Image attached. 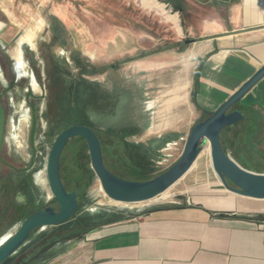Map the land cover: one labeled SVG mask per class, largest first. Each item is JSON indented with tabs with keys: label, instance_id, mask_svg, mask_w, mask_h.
I'll return each mask as SVG.
<instances>
[{
	"label": "rangeland",
	"instance_id": "374dc122",
	"mask_svg": "<svg viewBox=\"0 0 264 264\" xmlns=\"http://www.w3.org/2000/svg\"><path fill=\"white\" fill-rule=\"evenodd\" d=\"M158 1L171 13L176 12L169 3ZM54 19L62 26V32L52 41ZM180 27L178 30L171 21L165 20L157 9L143 7L139 0H0V41L8 42L10 54L16 43L18 47L21 44L25 51V69H36L46 75L43 84L46 89L50 88L49 103L47 99L37 100L40 124L34 141L42 204L58 207L48 186L45 166L53 139L70 123V114L65 110L71 104L65 90L70 87V76L80 77L76 59L88 70L87 79L100 81L110 91L113 88L125 91L124 121L140 128L135 135L121 138L117 132L107 130L116 127L113 123H94L105 164L112 172L125 178L143 179L137 173L140 169L137 162L131 157L132 143L150 147L154 140L162 139L152 148V176L178 158L191 127L206 115L194 106L193 64L189 51H181L186 33L181 23ZM29 31L33 33V47L15 39L17 34L21 36ZM28 58H33V63ZM65 72L70 74L68 78L61 76ZM244 115L243 120L223 131L222 140L238 164L264 172V112L249 108ZM28 133L27 114L15 123L9 122V141L16 144H9V151L11 147L18 150L25 161L31 154ZM87 154L84 139L71 138L62 151L60 174L66 189L76 190L81 207L87 205L89 211L110 209L117 211L118 216L130 217L155 206L187 204L226 191L213 169L207 142L203 143L191 168L164 192L167 197L133 204L108 198L93 170L91 175ZM28 191L25 186L24 199L29 198ZM34 208V204L25 203L23 217ZM68 224L45 228L51 233L43 245L52 241L60 246L63 241L72 240L71 251L80 255L86 250V244L80 229ZM40 230H34L33 234Z\"/></svg>",
	"mask_w": 264,
	"mask_h": 264
},
{
	"label": "crops",
	"instance_id": "0c3cea01",
	"mask_svg": "<svg viewBox=\"0 0 264 264\" xmlns=\"http://www.w3.org/2000/svg\"><path fill=\"white\" fill-rule=\"evenodd\" d=\"M164 1L193 39L186 51L194 106L212 111L264 63V0ZM236 107L264 112V75ZM225 190L104 221L82 236L80 255L72 240L47 241L53 250L45 264H264V198Z\"/></svg>",
	"mask_w": 264,
	"mask_h": 264
},
{
	"label": "flooded vegetation",
	"instance_id": "af4514ba",
	"mask_svg": "<svg viewBox=\"0 0 264 264\" xmlns=\"http://www.w3.org/2000/svg\"><path fill=\"white\" fill-rule=\"evenodd\" d=\"M51 39L54 41L53 32ZM192 41L193 39L186 35L184 39L185 45L181 51H184ZM179 43L180 40L177 41L176 44ZM7 46V41H0V119L2 118L0 142V239L5 235H7L5 238L9 237L20 224L18 223L19 220L25 218L23 217L25 203L35 205V208L30 213L40 207L46 206V204L41 203L43 198H41V192L38 187L39 183L34 177L36 173H38L36 170L37 148L34 141L40 124L38 117L40 107L37 100L42 99L44 101L47 99L49 103L50 99V88L48 87V89H46L43 84L46 75L39 73L36 69H25V51L21 44H19V50L22 60L24 61V66L21 68H17L16 60L12 54L8 52ZM28 59L33 63V58ZM78 61L79 60L76 59L75 64L79 65L81 69L79 78L76 76L69 77L68 75L70 74L66 72L61 75L65 78L69 77L70 81V87L65 90V94L70 98L69 102L71 104V106H68L67 110H65L66 114H70V123L67 126L74 122L88 125L96 131L94 126L95 122L108 121L116 125V127H108L107 130L117 132L118 135L131 136L138 133L140 128L137 124L124 121L126 115L125 110L127 108L125 91L119 88H113V90L110 91L105 89L100 81L87 79L85 72L88 70ZM34 84L38 87L37 90L34 89ZM77 113H79V119L76 118ZM26 114L29 118L28 145L31 149V154L29 159L25 161L18 150H14V148L11 147L9 151L8 145L16 146V144L13 142L10 143L11 141H9L8 124L10 121L15 123L18 121L19 117H23V115ZM34 119L35 130L32 137ZM161 140L162 139H157L153 141L154 143H151L149 147L150 153L153 152L152 148L159 144ZM25 186L29 189V198L27 199L23 198ZM77 198L79 203L78 210L77 213L72 216V218L74 217V221H71L72 218L68 221V226H77V229H80L79 232L81 236L89 229L118 216L117 211L110 209L89 211L91 209L88 208L87 205L81 207L78 192ZM55 209H57V207H55ZM36 229L38 228L34 230ZM33 231L26 244L14 255L6 258L1 264H45L49 260L52 255L51 251L53 250V245H43V241L48 236L49 232L43 229L37 234H33ZM5 238H3L2 241H4ZM2 241H0V243ZM37 247L40 249L37 250Z\"/></svg>",
	"mask_w": 264,
	"mask_h": 264
},
{
	"label": "water",
	"instance_id": "95a60500",
	"mask_svg": "<svg viewBox=\"0 0 264 264\" xmlns=\"http://www.w3.org/2000/svg\"><path fill=\"white\" fill-rule=\"evenodd\" d=\"M17 34L15 39H18ZM264 75V63L214 110H204L206 116L193 124L178 158L166 169L146 179H130L112 172L105 164L101 139L96 131L85 124L72 123L53 139L46 160V177L51 194L58 203L40 207L26 216L4 241L0 243V264L24 246L35 228L41 230L68 222L78 210L76 190H67L61 174L60 161L67 142L82 137L87 145L90 165L101 186L113 201L128 204L147 202L160 196L193 165L203 143L210 147L211 162L221 184L239 195L264 198V172L244 168L224 149L221 131L244 119L245 115L236 103ZM32 137L35 130L33 121ZM2 118L0 119V142ZM140 213H134L138 216ZM84 236V235H82Z\"/></svg>",
	"mask_w": 264,
	"mask_h": 264
},
{
	"label": "trees",
	"instance_id": "16d2710c",
	"mask_svg": "<svg viewBox=\"0 0 264 264\" xmlns=\"http://www.w3.org/2000/svg\"><path fill=\"white\" fill-rule=\"evenodd\" d=\"M162 1H164V0H162ZM173 9L175 10V8H173ZM52 32H53V40L54 41L56 39H58V37H59L58 33L62 32V26L55 19L53 20V23H52ZM61 43L63 44V42H61ZM231 126L232 125L226 126L221 131V142H222V145H223L224 149H226V146H225V144H224V142L222 140V133H223V131L225 129L230 128ZM120 137L122 138V137H124V135L121 134ZM131 145L133 146L131 157L134 159V162H137V164H138V166L140 168L139 171H137V173L139 175H142L143 179L155 176L156 174L153 175V176L151 175L154 165H153V162H152V153H150V148L149 147H145L143 144H134V143H132ZM103 157H104V155H103ZM90 172H92V169H90ZM146 172H148V173H146ZM91 175L93 176V172L91 173Z\"/></svg>",
	"mask_w": 264,
	"mask_h": 264
},
{
	"label": "bare ground",
	"instance_id": "6f19581e",
	"mask_svg": "<svg viewBox=\"0 0 264 264\" xmlns=\"http://www.w3.org/2000/svg\"><path fill=\"white\" fill-rule=\"evenodd\" d=\"M143 7L148 9H157L164 17L165 20L171 21L178 30H181L179 25V17L177 13H171L170 9H166L163 5V3H160L158 0H139ZM19 40L25 41L30 46L33 47L34 45V39H33V33L31 31L22 34L19 37ZM14 47V46H13ZM12 56L16 59V66L17 68L23 67V60L20 54V50L18 47V43H16V46L12 49ZM34 89H38V87L34 84ZM36 178V181L39 183L41 182V177L39 173H36L34 176ZM7 235H5L3 238H5ZM0 239V241H2ZM6 239V238H5Z\"/></svg>",
	"mask_w": 264,
	"mask_h": 264
}]
</instances>
